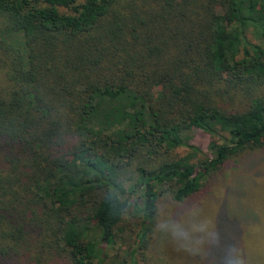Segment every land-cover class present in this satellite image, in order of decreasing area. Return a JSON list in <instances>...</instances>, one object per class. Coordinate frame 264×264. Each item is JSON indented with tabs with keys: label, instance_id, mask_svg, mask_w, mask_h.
<instances>
[{
	"label": "trees",
	"instance_id": "trees-1",
	"mask_svg": "<svg viewBox=\"0 0 264 264\" xmlns=\"http://www.w3.org/2000/svg\"><path fill=\"white\" fill-rule=\"evenodd\" d=\"M260 150L264 0H0V264L144 261L161 196Z\"/></svg>",
	"mask_w": 264,
	"mask_h": 264
},
{
	"label": "rangeland",
	"instance_id": "rangeland-1",
	"mask_svg": "<svg viewBox=\"0 0 264 264\" xmlns=\"http://www.w3.org/2000/svg\"><path fill=\"white\" fill-rule=\"evenodd\" d=\"M190 136L202 151L198 158L208 155L210 137L197 129ZM186 152L176 150L179 156ZM123 236L135 246L131 230ZM125 246L118 241L111 253L126 259ZM135 259V264H264V150L227 162L193 199L177 203L161 196L147 258Z\"/></svg>",
	"mask_w": 264,
	"mask_h": 264
}]
</instances>
